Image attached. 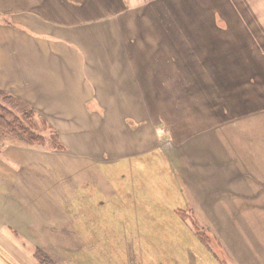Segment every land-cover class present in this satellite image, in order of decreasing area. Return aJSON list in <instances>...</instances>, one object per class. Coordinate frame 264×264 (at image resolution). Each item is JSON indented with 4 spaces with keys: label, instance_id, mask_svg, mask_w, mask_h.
Here are the masks:
<instances>
[{
    "label": "rangeland",
    "instance_id": "obj_1",
    "mask_svg": "<svg viewBox=\"0 0 264 264\" xmlns=\"http://www.w3.org/2000/svg\"><path fill=\"white\" fill-rule=\"evenodd\" d=\"M151 4L149 18L156 22L167 7L177 29L190 15L194 18L199 0ZM26 21L0 15V62L9 54L6 43H17L13 38L25 33L37 39L46 33L27 28ZM143 42L146 63L141 71L148 77L164 50L158 49L155 29L146 32ZM216 68L206 62L196 67L188 81L191 90L177 89L176 97L171 92L162 113L155 107L162 100L150 104L157 114L152 117L162 123L156 130L147 123L134 126L129 135L135 137V155L115 153L125 140L118 136L128 134L111 130L118 123L113 112L106 110V115V104L91 101L89 108L100 113L108 129L91 132V147H100L96 140L101 139L111 148L106 155L105 147L98 148L89 160L77 153L83 148L74 139L69 140L70 151L61 146L59 133L24 102L21 87L9 90L1 82L16 73H5L0 66V96L15 98L0 102L25 125L29 120L24 113L31 111L30 126L44 138L43 144H29L0 132V213L12 208L11 197L22 204L12 218L21 226L11 225L0 235V264H237L238 253L251 264H264V98L252 93L264 92V67L257 69L260 76L250 74L253 67ZM122 78L107 77L101 86L123 93ZM127 101L122 95L111 107L124 108ZM228 106L237 110L230 112ZM168 113L171 123L163 121ZM96 118L100 116L91 119ZM77 133L82 144L91 142L87 132ZM17 248L34 262L20 261Z\"/></svg>",
    "mask_w": 264,
    "mask_h": 264
},
{
    "label": "crops",
    "instance_id": "obj_2",
    "mask_svg": "<svg viewBox=\"0 0 264 264\" xmlns=\"http://www.w3.org/2000/svg\"><path fill=\"white\" fill-rule=\"evenodd\" d=\"M153 1L0 0V15L14 19L23 17L27 20V28L46 32L37 39L24 33L23 37L12 39L17 43H6L9 54H5L0 66L5 73L15 72L16 77L9 75L1 82L8 84L9 90H15V85H19L24 102L59 133L62 146L70 151L69 140L74 139L83 148L77 153L91 160L102 147H105V155L111 148L108 140L101 139L99 142L96 140L100 147H91V132L106 128L102 125L100 113L89 108L93 100L106 104L102 107L106 115L109 114L107 111L113 112L118 123L111 130L128 134L118 136L125 140L115 153L135 155L131 149L135 145V137L129 135L130 131L144 123L156 130L162 120L152 117V114H157L153 113L154 107L150 104L162 100L155 106L160 114L161 106L170 100L171 92L176 97L174 92L177 89L191 90L188 81L192 73L196 74V67L205 62L219 66L223 71L230 67H253L250 74L260 76L257 69L264 67V0H199L194 18L190 15L191 20L189 16V21L180 22L177 29L172 27L176 18L167 7L162 15L156 14V22L149 18ZM38 24L43 27L38 28ZM151 29H155L158 49L162 48L164 52L158 58L157 69L152 76L146 77L141 71L146 63V44L143 41L146 32ZM55 40L61 42L54 43L57 42ZM65 40L73 42L74 46L64 45ZM204 45L207 48L204 49ZM119 76H123L120 81L123 82V93L122 90L117 94L110 93L109 89L101 86L108 82L107 77ZM192 79L195 81V77ZM118 89H122L120 84ZM252 93L264 98V92ZM122 95L128 99L124 108L117 107L121 105L120 101L115 108L111 107ZM134 102H137L136 105ZM227 108L233 113L237 110L235 106ZM95 114L100 118L91 119ZM168 115L170 113L163 121L173 122L172 116ZM78 131H85L90 136L88 145L81 143L82 136ZM11 198L12 208L8 213L1 214L5 209L0 213V221L6 222L0 223V235L6 230L9 232L11 225L21 226L12 219L14 208L22 205L21 199ZM24 226L28 227L29 223L25 222ZM17 249L20 261H33L27 251ZM238 255L237 258L234 256L237 264H251L242 253Z\"/></svg>",
    "mask_w": 264,
    "mask_h": 264
},
{
    "label": "trees",
    "instance_id": "obj_3",
    "mask_svg": "<svg viewBox=\"0 0 264 264\" xmlns=\"http://www.w3.org/2000/svg\"><path fill=\"white\" fill-rule=\"evenodd\" d=\"M1 94V93H0ZM6 101V103L14 102L15 98L12 95L2 94L0 100ZM2 102V101H1ZM0 102V132L7 136H17L29 144H43L44 138L39 134L33 132L32 122H31V111H26L25 117L29 120V125H25L23 120L12 110L6 103ZM32 125V126H30ZM28 144V143H27ZM62 146V145H61ZM60 146H57L59 148ZM41 252V251H40ZM43 253H40L39 259L44 263ZM42 257V258H41ZM38 260V259H37Z\"/></svg>",
    "mask_w": 264,
    "mask_h": 264
}]
</instances>
